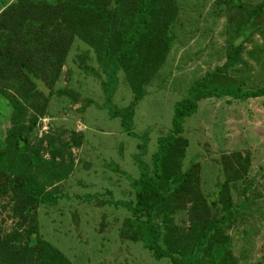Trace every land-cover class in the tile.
Instances as JSON below:
<instances>
[{
  "label": "trees",
  "instance_id": "16d2710c",
  "mask_svg": "<svg viewBox=\"0 0 264 264\" xmlns=\"http://www.w3.org/2000/svg\"><path fill=\"white\" fill-rule=\"evenodd\" d=\"M214 4L235 30L228 60L193 82L186 97L174 104L171 127L158 138L147 162L150 132L138 133L134 128L141 94L124 108L115 104L114 97L124 69L141 85L148 84L164 65L175 40L178 0H17L0 11V95L14 111L7 145L0 148V264H74L40 235V210L63 198L52 188L54 179L62 176L55 175L33 140L38 138V122L49 112L76 40L94 51L98 60L104 77L101 109L109 120L119 121L127 138L137 141L133 197L115 201L106 192V203L126 211L125 223L136 228L129 229L131 238L142 243L155 261L201 264L202 250L230 225L236 207L227 200L228 183L208 200L199 191V165L192 162L185 169L186 120L197 113L204 99H264V86L248 90L243 83L220 79L238 68L250 36L264 31V0L255 7L242 0ZM83 70L99 77L87 67ZM84 140L83 135L69 134L64 149L79 147ZM209 205L221 206L214 214ZM185 210L191 235L198 239L192 247L176 239L173 230L175 215Z\"/></svg>",
  "mask_w": 264,
  "mask_h": 264
},
{
  "label": "rangeland",
  "instance_id": "374dc122",
  "mask_svg": "<svg viewBox=\"0 0 264 264\" xmlns=\"http://www.w3.org/2000/svg\"><path fill=\"white\" fill-rule=\"evenodd\" d=\"M16 1L0 0V11ZM215 1L178 0L175 40L164 65L148 84L140 85L141 81L125 69L119 74L115 104L124 108L135 95L142 97L136 106L134 128L138 133L150 132L146 162L156 151L158 138L171 127L174 104L186 97L193 82L228 60L235 30ZM242 1L255 7L263 0ZM85 67L99 77L86 73ZM220 79L243 83L248 90L264 86V31L250 36L238 68ZM103 84L94 51L76 40L49 112L38 122V138L33 140L55 175L62 176L54 179L52 188L63 198L57 205L40 210L41 238L74 264H169L155 261L142 243L131 238L129 229L136 228L125 223L128 214L110 207L106 203L109 197L103 196L110 192L115 201L132 199V179L137 178V141L127 138L119 121L109 120L101 109ZM13 114L9 100L0 95L2 149L8 142ZM184 129L183 138L188 143L184 166L186 169L192 162L199 165L201 195L212 200L219 186L228 183L227 200L236 207L230 225L202 250L201 264H223L226 260L264 264V99H204ZM73 133L83 135L84 142L64 149L63 141ZM235 172L237 178L233 177ZM93 195L97 198L85 199ZM209 206L215 214L221 205ZM173 230L185 247L198 240L195 233L191 235L187 210L175 215Z\"/></svg>",
  "mask_w": 264,
  "mask_h": 264
}]
</instances>
